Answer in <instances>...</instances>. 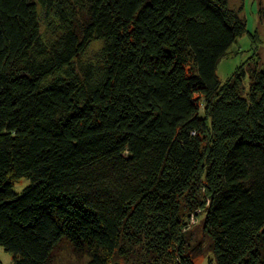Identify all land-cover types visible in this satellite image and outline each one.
Returning <instances> with one entry per match:
<instances>
[{"label": "trees", "instance_id": "trees-1", "mask_svg": "<svg viewBox=\"0 0 264 264\" xmlns=\"http://www.w3.org/2000/svg\"><path fill=\"white\" fill-rule=\"evenodd\" d=\"M243 10L0 0V245L13 264H264V68L217 72L250 32Z\"/></svg>", "mask_w": 264, "mask_h": 264}, {"label": "rangeland", "instance_id": "rangeland-1", "mask_svg": "<svg viewBox=\"0 0 264 264\" xmlns=\"http://www.w3.org/2000/svg\"><path fill=\"white\" fill-rule=\"evenodd\" d=\"M230 7L238 9L244 6L243 14L247 18L248 30L256 33L252 36L246 32L239 37L230 48L233 55L224 58L218 65V75L222 82H226L240 66L248 63H259L264 68V0H228ZM100 42H93L87 49L84 59H90L100 48ZM250 77L247 76L245 85L249 86ZM30 184L28 178H22L15 182L14 190L22 193ZM63 256L68 257L67 250H63ZM197 264H209V254H201L195 257ZM0 264H13V256L0 245ZM114 264V263H112Z\"/></svg>", "mask_w": 264, "mask_h": 264}]
</instances>
